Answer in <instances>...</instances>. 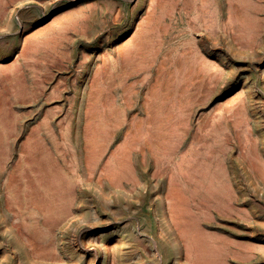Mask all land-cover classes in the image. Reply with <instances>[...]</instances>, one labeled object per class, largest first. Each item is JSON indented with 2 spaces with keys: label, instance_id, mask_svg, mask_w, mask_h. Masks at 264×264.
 Masks as SVG:
<instances>
[{
  "label": "rangeland",
  "instance_id": "374dc122",
  "mask_svg": "<svg viewBox=\"0 0 264 264\" xmlns=\"http://www.w3.org/2000/svg\"><path fill=\"white\" fill-rule=\"evenodd\" d=\"M0 264H264V0H0Z\"/></svg>",
  "mask_w": 264,
  "mask_h": 264
},
{
  "label": "bare ground",
  "instance_id": "6f19581e",
  "mask_svg": "<svg viewBox=\"0 0 264 264\" xmlns=\"http://www.w3.org/2000/svg\"><path fill=\"white\" fill-rule=\"evenodd\" d=\"M230 2V1H229ZM230 4H231V2H230ZM234 9H235V7H234ZM234 13H235V11H234ZM236 14V13H235ZM232 16V15H231ZM244 18V17H243ZM229 19V18H228ZM242 20V19H241ZM211 26V25H210ZM142 28V27H141ZM165 28V27H164ZM209 28V27H208ZM210 28H213V27H210ZM144 33V32H143ZM141 35V34H140ZM150 59V58H149ZM147 67V66H146ZM204 69V68H203ZM202 69V70H203ZM158 70V69H157ZM196 72V71H195ZM205 72V71H204ZM158 76V75H157ZM202 79V78H201ZM211 81V80H210ZM190 82V81H189ZM188 82V83H189ZM196 82V81H195ZM218 82V81H217ZM192 84V83H191ZM200 84H202V83H200ZM213 84V83H212ZM214 84H215V82H214ZM193 85V84H192ZM195 91V90H194ZM199 96V95H198ZM197 96V97H198ZM196 97V98H197ZM185 100H186V98H185ZM126 102H127V100H126ZM144 102H146V101H144ZM194 102V101H193ZM128 103V102H127ZM146 103H148V102H146ZM184 103V102H183ZM182 103V104H183ZM192 103V102H191ZM192 104H194V103H192ZM181 107V106H180ZM187 107V106H186ZM189 107V106H188ZM191 107V106H190ZM182 110H184V109H182ZM101 112L100 113H104V111L103 110H100ZM111 112V111H110ZM182 112V111H181ZM180 112V113H181ZM183 113V112H182ZM189 113V111L187 112V114ZM106 114V113H105ZM158 114V113H157ZM184 114V113H183ZM186 114V115H187ZM110 116V115H109ZM155 116V115H154ZM104 117V116H103ZM188 117V116H187ZM108 118V117H107ZM183 118V117H182ZM182 118H181V120H182ZM190 118H191V116H190ZM190 118H183L184 120H183V124L185 125V127H187L188 126V124H190L189 122H191L190 121ZM102 119H104V118H102ZM106 119V118H105ZM101 122H102V120H101ZM177 122V121H176ZM192 122H193V120H192ZM157 123H158V121H157ZM157 123H156V125H157ZM175 123V122H174ZM110 124H111V122H110ZM238 124H240V123H238ZM105 125V124H104ZM174 126V125H173ZM112 127V126H111ZM132 127V126H131ZM155 127V126H154ZM160 127V126H159ZM175 127H177V126H174V128ZM109 128V127H108ZM161 128V127H160ZM162 128H164L163 127V125H162ZM174 128H171V129H174ZM178 128V127H177ZM187 129V128H186ZM162 130V129H161ZM176 130V129H175ZM179 130V129H178ZM130 131V130H129ZM155 131V130H154ZM170 131V130H169ZM168 131V132H169ZM177 131V130H176ZM181 131V130H180ZM187 131V130H186ZM186 131H185V133H186ZM190 132V131H189ZM153 133V132H152ZM166 133V132H165ZM181 133V132H180ZM179 133V134H180ZM127 134H128V132H127ZM164 134V133H163ZM163 134H162V132H158V130L155 132V133H153V134H151V136L149 135V137H146V136H141V134L137 137L136 136V139L134 140V142H133V144H136L135 145V147H133V149H135V150H138V153L141 155V160L143 161V160H146V158L144 159V157H145V149L147 148V149H149L150 150V152L153 154V155H157V156H159L157 153H161V152H165L164 150H162V151H160L159 152V150H160V148L161 147H159L158 145H160V144H164L163 142H164V140L162 141V138H164L163 137ZM182 134H183V132H182ZM110 135V134H109ZM136 135V134H135ZM135 135H134V137H135ZM170 135V134H169ZM168 135V136H169ZM188 135V134H187ZM174 136H175V134H174ZM181 136V135H180ZM106 137H107V135H106ZM127 137V136H126ZM133 137V138H134ZM165 137H167V136H165ZM129 138V137H128ZM176 138V137H175ZM174 138V139H175ZM182 138V137H181ZM180 138V139H181ZM127 139V138H126ZM178 139V138H177ZM128 140V139H127ZM129 141V140H128ZM132 141V140H131ZM166 141V140H165ZM169 141V140H168ZM127 143V142H126ZM178 143H180L179 141H178ZM124 144V143H123ZM129 145H131V143L129 142L128 143ZM127 144V145H128ZM175 145V144H174ZM177 147H178V145H176ZM122 147H125L124 145L122 146ZM121 148V147H120ZM133 149H131V150H128L127 152H126V154L123 156V157H121V158H119V157H117L115 154H112L111 155V157H113V160L116 158V160H115V163H112V161H107L106 163H107V166L104 168V169H102L103 170V172H105V171H113V170H115L116 169V171L117 170H119V173H121L120 171L121 170H131V168H132V165H131V155H132V150ZM166 150V149H165ZM147 151V150H146ZM116 152H117V150H116ZM170 155L171 154H173V152H174V150H173V152L172 151H167ZM115 153V152H114ZM118 153H120V151L118 152ZM124 153V152H123ZM147 153V152H146ZM165 154V153H164ZM175 154V153H174ZM174 154L172 155V156H174ZM137 155V154H136ZM135 156V155H134ZM138 156V155H137ZM169 156V155H168ZM148 157V156H147ZM166 157V156H165ZM170 157V156H169ZM138 158V157H137ZM164 158V157H163ZM160 159H162V158H160ZM173 158H171L170 160H172ZM118 160V161H117ZM182 160V159H181ZM136 161H138L137 159H136ZM135 161V162H136ZM146 162V161H145ZM153 162V161H152ZM158 162H159V160H158ZM164 162V161H163ZM138 163V162H137ZM183 163V162H182ZM181 163V164H182ZM146 164V167H147V163H144V165ZM168 164V163H167ZM178 164H180V162L178 161ZM181 164L179 165V166H181ZM140 165H141V163H140ZM135 166V164L133 165V167ZM164 166H166V165H164ZM176 166V165H175ZM183 166V165H182ZM188 167V166H187ZM190 167V166H189ZM188 167V168H189ZM148 168V167H147ZM167 168V167H166ZM191 168V167H190ZM146 169V168H145ZM152 169V168H151ZM172 169V168H171ZM179 169H180V167H179ZM148 170V169H147ZM173 170V169H172ZM182 170V169H181ZM181 170L179 171V173L181 172ZM192 170V169H191ZM177 171V170H176ZM199 171V170H198ZM102 172V171H101ZM102 172V173H103ZM144 172V171H143ZM151 172V171H150ZM149 172V173H150ZM178 172V171H177ZM185 172V171H184ZM191 172V171H190ZM136 173V172H135ZM183 173V172H182ZM192 173V172H191ZM170 174V173H169ZM112 175V174H111ZM131 175V174H130ZM172 175V174H171ZM184 176H183V178H184V184H187V183H192L193 181H194V177L192 178L191 176H190V173L189 172H186V173H184L183 174ZM138 177V176H137ZM169 178H171V177H169ZM176 178H178V177H176ZM203 178V177H202ZM101 179H102V177H101ZM153 179H154V177H153ZM172 179H175L174 177L172 178ZM171 179V180H172ZM204 179H206V178H204ZM155 180V179H154ZM99 181V180H98ZM168 181H169V179H168ZM138 182V181H137ZM136 182V183H137ZM204 182V181H203ZM141 183V182H140ZM172 183H173V181H172ZM196 183V182H195ZM195 183H194V185H195ZM210 183V182H209ZM212 183V182H211ZM210 183V184H211ZM138 184V183H137ZM155 184V183H154ZM174 184V183H173ZM177 184V183H176ZM181 185V184H180ZM196 185H198V184H196ZM195 185V186H196ZM152 186V185H151ZM213 187V186H212ZM172 188V187H171ZM199 188H201V187H199ZM203 188V187H202ZM173 189V188H172ZM176 190H178L177 188H176ZM175 190V191H176ZM201 190V189H200ZM206 190V189H205ZM204 190V191H205ZM174 191V190H173ZM174 191V192H175ZM53 192V191H52ZM173 192V193H174ZM178 192V191H177ZM181 192V191H180ZM179 193V192H178ZM166 195H168V194H166ZM178 195V194H177ZM180 195V194H179ZM183 195V194H182ZM167 197V196H166ZM168 197H171V196H168ZM179 198H180V196H178ZM187 199V198H186ZM179 200V199H178ZM176 202V201H175ZM170 203H172V202H170ZM178 205V204H177ZM170 206H173L172 207V209L170 208V210L173 212V215L174 216H172L171 217V219H172V222L175 224V225H177V226H181V224L183 223V221L181 220V217L179 216V215H177V212H179L177 209H176V207H174V205H173V203H172V205H170ZM175 206H176V204H175ZM179 206V205H178ZM179 208V207H178ZM167 210V209H166ZM180 210H181V208H180ZM183 210V209H182ZM184 211H185V209H184ZM189 211V210H188ZM191 211V210H190ZM184 213H186V212H184ZM178 214H180V212L178 213ZM186 216H187V214H186ZM168 217V216H167ZM189 217V216H188ZM185 219V218H184ZM186 221H187V219H186ZM194 221V220H193ZM193 221H192V224H193ZM170 222V221H169ZM171 223V222H170ZM190 226H192L193 227V225H191L190 224ZM189 226V227H190ZM188 227V228H189ZM196 228V227H195ZM190 229H191V227H190ZM184 230H187V229H184ZM189 232V231H188ZM198 233H200V232H197V234H195V235H197V238H199V240H200V237L198 236ZM175 235V234H174ZM194 235V234H193ZM175 237H176V235H175ZM196 237V236H195ZM193 238H194V236H193ZM179 239V238H178ZM196 239V238H195ZM194 241V240H193ZM181 242V241H180ZM195 244V243H194ZM196 245V244H195ZM193 248V247H192ZM197 249V248H196Z\"/></svg>",
  "mask_w": 264,
  "mask_h": 264
}]
</instances>
